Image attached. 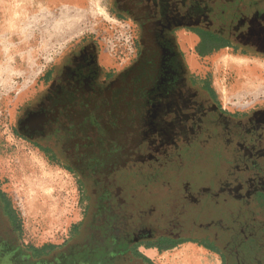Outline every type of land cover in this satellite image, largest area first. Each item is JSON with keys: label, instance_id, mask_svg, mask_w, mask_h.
<instances>
[{"label": "flooded vegetation", "instance_id": "flooded-vegetation-1", "mask_svg": "<svg viewBox=\"0 0 264 264\" xmlns=\"http://www.w3.org/2000/svg\"><path fill=\"white\" fill-rule=\"evenodd\" d=\"M114 1L140 30L133 64L107 73L95 46L73 51L16 123L22 136L78 173L88 198L81 237L35 254L37 246L23 243L0 212V264H149L136 253L184 242L213 248L223 264H264V107L230 113L204 85L184 97L177 65L156 52V43L167 48V38L152 41V31L172 21L179 23L169 31L172 37L177 28L189 27L216 34L227 46L237 43L202 15L181 11L180 0H168V7L167 0ZM29 114V122L19 124ZM193 145L199 152H225L230 159L223 174L209 171L212 183L193 182L194 190L189 180L181 181L157 204L152 178L172 154ZM165 179L161 186L169 191ZM203 195H210L212 210L221 201L228 205L224 220L201 218Z\"/></svg>", "mask_w": 264, "mask_h": 264}, {"label": "rangeland", "instance_id": "rangeland-1", "mask_svg": "<svg viewBox=\"0 0 264 264\" xmlns=\"http://www.w3.org/2000/svg\"><path fill=\"white\" fill-rule=\"evenodd\" d=\"M180 2L181 11L212 21V28L232 43L230 32L237 19L264 11V0ZM173 37L186 69L184 80L193 84L191 88L208 85L216 101L230 113L264 107L263 53L237 43L199 55L196 47L200 39L189 27L177 28ZM140 42L137 24L116 8L114 0H0V191L16 213L23 243L61 247L78 241L88 198L78 173L68 168L65 160L17 131L18 118L47 91L73 51L95 46L104 71L116 73L133 64ZM192 147L195 149L193 145L172 154L164 170L152 178L157 204L165 202L166 194L178 191L181 181L189 180L194 190L193 182L212 183L209 171L223 174L230 159L225 152L220 149L209 154ZM165 178L169 191L161 186ZM210 198L201 196V218L224 220L228 205L221 201L212 210ZM141 251L154 264H223L213 251L192 242Z\"/></svg>", "mask_w": 264, "mask_h": 264}, {"label": "water", "instance_id": "water-1", "mask_svg": "<svg viewBox=\"0 0 264 264\" xmlns=\"http://www.w3.org/2000/svg\"><path fill=\"white\" fill-rule=\"evenodd\" d=\"M202 19L206 20L205 24H209V26L213 27L214 23L212 21L210 20L208 21V19H205L203 16H202ZM199 20H200V17H199ZM199 20L195 22L183 21V24L184 25H198ZM178 24H175L171 21V22H167V26L161 28L160 31L158 29H154L152 31V34H157V35H153L152 41H155L157 36H159L160 39L162 36H164V38H167V45H168L167 48L162 47L156 43L155 45L156 52L161 55H167V60L171 58L172 61L175 62V64L177 65L178 71H180L179 72V77L181 79L180 81H182V76H183V81L181 84L183 91L186 94H191L193 92V88H191V86L188 85L186 81L184 80V74L186 72V69L183 64L181 55L177 50L175 41L169 32L172 27ZM243 25H246V27L243 30L239 31L238 29L241 28ZM232 27H233L232 28L233 31H231L230 33L232 35L233 41H235L236 43L242 44V45H249L254 50L259 51L264 54V15H260L259 17H257L256 15H251V16L243 15L237 19V21L232 25ZM206 28H209V27H206ZM165 30L167 31L164 34ZM151 43L153 44L154 42H151ZM183 101H186V100H183ZM212 105L215 107L214 104ZM27 120H30V114L24 119V121H20L19 124H24V123L27 124L29 122Z\"/></svg>", "mask_w": 264, "mask_h": 264}, {"label": "trees", "instance_id": "trees-1", "mask_svg": "<svg viewBox=\"0 0 264 264\" xmlns=\"http://www.w3.org/2000/svg\"><path fill=\"white\" fill-rule=\"evenodd\" d=\"M195 31L200 37V41L196 47V50L199 55H205L209 53L210 51H212L213 49L227 46L226 41L222 39L221 37L217 36L216 34H213L209 31L200 30V29H197ZM205 87L209 88L208 85H205ZM0 212L7 218V222L11 225V228L14 230H17L20 234L21 233L20 225H19V220L17 219L16 213L14 209L12 208V206L10 205V202L5 197L4 193H2L1 191H0ZM203 246L209 250H212V251L214 250L213 248L211 249V247L209 246H206V245H203ZM32 248L34 249V253L37 254L45 249L52 250V249H57L59 247H54L52 245H41L39 247H32ZM34 256H37V255H34ZM136 256L141 258L142 261L144 262H148L149 264H154L152 263V261H150V259L145 257L142 253H136Z\"/></svg>", "mask_w": 264, "mask_h": 264}, {"label": "crops", "instance_id": "crops-1", "mask_svg": "<svg viewBox=\"0 0 264 264\" xmlns=\"http://www.w3.org/2000/svg\"><path fill=\"white\" fill-rule=\"evenodd\" d=\"M200 246V245H199ZM174 247V246H173ZM202 247V246H201ZM202 249H206L205 247H202ZM206 250H208V249H206ZM210 251V250H209ZM212 252V251H211ZM213 253H215V252H213ZM215 254H217V253H215ZM218 255V254H217ZM218 257H219V259H220V262L222 263V260H221V258H220V256L218 255Z\"/></svg>", "mask_w": 264, "mask_h": 264}]
</instances>
